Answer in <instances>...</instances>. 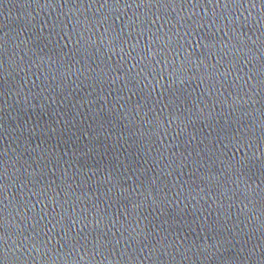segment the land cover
Listing matches in <instances>:
<instances>
[{"label": "water", "instance_id": "water-1", "mask_svg": "<svg viewBox=\"0 0 264 264\" xmlns=\"http://www.w3.org/2000/svg\"><path fill=\"white\" fill-rule=\"evenodd\" d=\"M0 264H264V0H0Z\"/></svg>", "mask_w": 264, "mask_h": 264}]
</instances>
